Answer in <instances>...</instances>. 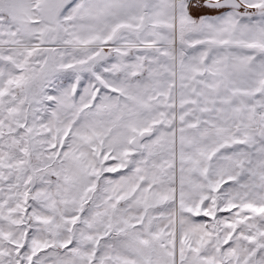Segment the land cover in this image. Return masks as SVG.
<instances>
[{
  "label": "snow or ice",
  "instance_id": "1",
  "mask_svg": "<svg viewBox=\"0 0 264 264\" xmlns=\"http://www.w3.org/2000/svg\"><path fill=\"white\" fill-rule=\"evenodd\" d=\"M0 264H264V0H0Z\"/></svg>",
  "mask_w": 264,
  "mask_h": 264
}]
</instances>
